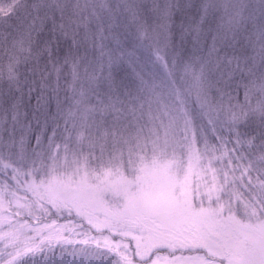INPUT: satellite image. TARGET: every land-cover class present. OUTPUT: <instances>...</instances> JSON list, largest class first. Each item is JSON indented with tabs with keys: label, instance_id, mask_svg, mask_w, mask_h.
I'll use <instances>...</instances> for the list:
<instances>
[{
	"label": "snow or ice",
	"instance_id": "obj_1",
	"mask_svg": "<svg viewBox=\"0 0 264 264\" xmlns=\"http://www.w3.org/2000/svg\"><path fill=\"white\" fill-rule=\"evenodd\" d=\"M0 264H264V0H0Z\"/></svg>",
	"mask_w": 264,
	"mask_h": 264
}]
</instances>
